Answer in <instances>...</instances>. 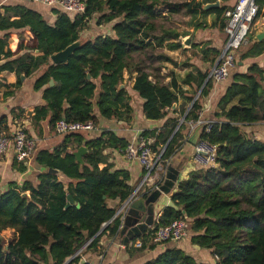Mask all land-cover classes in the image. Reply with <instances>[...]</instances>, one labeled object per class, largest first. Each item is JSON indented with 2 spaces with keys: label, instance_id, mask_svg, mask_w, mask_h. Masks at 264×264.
Listing matches in <instances>:
<instances>
[{
  "label": "trees",
  "instance_id": "16d2710c",
  "mask_svg": "<svg viewBox=\"0 0 264 264\" xmlns=\"http://www.w3.org/2000/svg\"><path fill=\"white\" fill-rule=\"evenodd\" d=\"M81 1L85 5L82 15L48 8L55 16L53 23L27 2L0 6V75L14 73L20 83L22 76L41 74L34 89L42 91L46 105L32 109L30 119L34 125L48 119L52 129L60 120L91 121L95 127L101 121L129 122L130 97L122 88L125 72L135 75L132 90L143 100L142 113L149 121L166 119L179 97L191 103L201 90L180 125L179 117L167 118L159 132L141 134L152 141L151 151L159 156L179 125L160 156V163L165 164L180 146L186 125L199 120L202 100L211 88L209 71L202 72L189 62L212 67L221 52L193 43L188 50L182 49L181 35L162 20L183 16L189 19L188 26L200 30L208 27L204 20L213 15L211 26L224 31V13L235 4L227 5L232 0ZM216 2L219 8L203 9ZM255 3L258 10L247 31V44L237 52L239 63L264 55V39L255 38L264 17V0ZM91 22L98 27L111 24V34H94L66 63L52 64L50 57L80 40ZM174 51L190 54L184 65L191 71L180 84L173 73L162 75L165 64L178 67L168 55ZM51 80L53 86H49ZM184 85L192 92L183 91ZM8 87L0 78V90ZM217 108V121L200 136L218 148L215 167L192 173L181 182L171 197L173 206L160 212L152 230L132 240L145 243L155 230L185 218L190 244L209 251L212 264H264V143L240 130L264 123L262 66L250 62L245 73L235 74ZM2 129L9 130L6 118L0 121ZM127 145L105 131L93 140L82 133L68 135L52 151L37 150L33 163L45 172L37 175L36 184L13 182L0 191V264H65L68 259L76 264L87 253L100 251L103 239H118L121 220L115 214L134 187L129 185L127 172L111 171L103 152L123 151ZM81 147L86 150L82 164L73 155ZM101 164L106 166L100 169ZM49 169L59 174H50ZM59 176L68 183L63 184ZM67 195L76 205L66 208ZM111 201L118 206L109 207ZM145 264L211 263L171 248Z\"/></svg>",
  "mask_w": 264,
  "mask_h": 264
},
{
  "label": "crops",
  "instance_id": "0c3cea01",
  "mask_svg": "<svg viewBox=\"0 0 264 264\" xmlns=\"http://www.w3.org/2000/svg\"><path fill=\"white\" fill-rule=\"evenodd\" d=\"M17 2L20 1L0 0V6L14 4ZM235 2L236 0H232L227 3V5L232 7ZM26 5L38 9L49 19L50 23L55 21V16L50 14L48 7L36 3H26ZM214 21L215 17L213 15L208 16L204 20L208 27L200 30H195L194 27L186 24L187 26L183 28L186 33L183 36L181 35L180 39L182 40L183 38L189 37L190 45L192 43L195 45H206L208 48L222 53L226 36L224 31L219 30L218 27L211 26ZM262 32H264V25L261 23L258 34ZM190 45L189 47H186L182 44V49L188 50ZM33 55H37V53H33ZM168 55L178 63V67L175 68L172 65L165 64V67L162 69V75L173 73L178 81V84H180V81L184 78V76L191 71L190 67L188 68L184 65L187 63L186 60L190 54L186 53L184 55V53L180 51H174L168 52ZM178 55L179 58H177ZM237 56L238 55L236 53L235 57L237 58ZM263 61L264 55L250 62H257L259 65H262ZM1 62L2 61H0V63ZM250 62L249 60L242 63L237 61L235 68L232 70L226 81L221 84H213L211 82L209 93L207 97L202 100V110L199 113V120L196 123L189 122L186 125L182 142L176 149L174 155L165 164L162 165L160 163V165L149 175L148 179H145L146 174L141 166L136 161L126 159L120 150L117 151L115 149H107L103 152V155L107 158V163L112 168V172L128 173L129 185L133 186L134 191H136L134 200L142 199L146 202V207L150 208L153 214L152 219H146V222L147 220L150 222L152 221V225L148 227L145 223L140 224L139 221L135 223V220L128 218V222L131 226H128L127 229L124 230L122 237L119 236L118 239H103L100 242V251L87 253L76 264H145L156 259L160 254L171 248H178L185 251L198 262L213 263L209 251L200 249L199 247L190 244V231L188 233V238L177 244H165L142 251H135L132 249L124 250L121 246L125 239L152 230L153 224L160 212L166 207L173 206L171 203V197L177 191L178 185L181 182L186 181L192 173L203 170L205 171V169L195 165L193 161L194 144H192L190 140L198 129V123H214L217 121L215 115L220 112L217 108L219 100L224 95L227 87L232 83L233 76L237 73H245L250 65ZM189 63L198 67L202 72L210 71L212 68H209L208 64H203L199 61L192 60ZM40 75L41 74L38 73L29 78H24L22 76L19 83L18 78L14 73H1L0 78L9 87L2 88L0 90V121L6 118L9 130L5 132V130L2 129L0 134L10 136L17 128H23L27 133V136L30 139L35 140L37 143V150L46 149L52 151L63 142L64 137L61 138V136H58L61 138L60 140L59 138H55L57 135L54 133V130L48 126V119L37 125H34L30 119V111L32 109L44 107L46 105L42 99V91H36L34 89V83ZM134 80L135 75L131 76L126 72L124 73V85L122 88L127 90L130 97L131 112L129 122L101 121V123L95 127L92 132L84 133L89 139L93 140L99 138L103 132L110 131L115 137L120 140H124L128 144H137L140 138H142L141 134L143 132H159L167 118H174L177 116L179 117L180 124L184 121L185 116L190 110L193 102L189 103L185 97H179L178 102L172 106L166 119L159 121L146 120L142 113L143 100H141L132 90ZM169 81L170 79L168 78L165 83H168ZM181 88L183 91L192 92L189 86L184 85L181 86ZM200 93L201 90L196 93L194 99L196 98L197 100ZM183 110L184 112L182 113ZM174 111L176 112L175 114H173ZM240 129L241 131L245 130L244 132L242 131L244 134L250 135L256 140L264 143V123L252 126H241ZM105 166L106 164H101L99 165V168L101 169ZM20 169H23V171ZM43 172H45V170L34 164L33 160L18 163L14 160L12 152H8L0 157V191L4 192L7 189L8 184L13 182L22 184L25 181H28L32 184H36L37 175ZM59 180L65 185L68 183V181L66 179L63 180L61 176H59ZM139 192L141 196L138 195ZM146 194L147 196L143 198L142 196ZM108 205L111 208H116L118 206V202L111 201ZM137 216L140 221L144 218V214L141 212H138ZM68 260L65 264H70L72 259L69 262Z\"/></svg>",
  "mask_w": 264,
  "mask_h": 264
},
{
  "label": "built area",
  "instance_id": "2783aa9c",
  "mask_svg": "<svg viewBox=\"0 0 264 264\" xmlns=\"http://www.w3.org/2000/svg\"><path fill=\"white\" fill-rule=\"evenodd\" d=\"M20 2L36 3L51 8L57 7L72 15H82L85 12V5L81 0H18ZM258 7L255 0H237L231 11H225L224 34L226 41L220 58L212 66L208 73L207 81L213 84H221L230 76L236 66V53L247 44L246 35L251 21L257 14ZM264 25V17L261 20ZM264 70V61L262 62ZM213 122L198 123L197 130L199 138L193 146V161L195 165L203 169L215 167L217 158V146L201 139V133H208ZM95 129L91 121L67 122L58 121L54 126V133L57 136L65 137L72 134H84ZM151 140L140 138L137 144H128L121 151L126 159L136 161L146 174V178L160 165V156L151 151ZM37 151V143L30 139L23 128H17L10 136L0 134V157L12 152L14 160L18 163L32 161ZM106 225H103L104 229ZM121 227V226H120ZM121 230V229H120ZM189 223L181 219L171 225L155 230L147 238L145 243L140 240L133 241L125 239L121 248L135 251L149 249L151 247L165 244H177L188 238Z\"/></svg>",
  "mask_w": 264,
  "mask_h": 264
},
{
  "label": "water",
  "instance_id": "95a60500",
  "mask_svg": "<svg viewBox=\"0 0 264 264\" xmlns=\"http://www.w3.org/2000/svg\"><path fill=\"white\" fill-rule=\"evenodd\" d=\"M219 8V2H216L214 4H208L206 6H204V10H209V9H217ZM256 40L257 41H261L264 39V32L259 33L256 35ZM85 41L83 40H78L77 42H75L74 44L68 46L65 50H63L62 52L53 54L50 57V62L54 65H59V64H63L66 63L68 58L72 55V53L79 48ZM182 44L186 47H189L190 45V38H186L184 40H182ZM23 79V78H22ZM49 86H53V81L51 80L49 82ZM196 98L193 100V103L195 102ZM191 105V107H192ZM180 125V123H179ZM178 127L175 129V131L173 132V134L171 135L168 143L166 144V146L164 147L163 151L161 152V154L164 152V150L166 149L167 145L169 144V142L171 141L172 137L174 136V134L176 133ZM198 130L196 131V133L194 134V136L191 138V142L192 144H195V142L198 139ZM86 153V150L84 147L79 148V150L75 153H73L76 161L80 164H82V156ZM48 173L50 174H54V175H58L59 172L57 170H53V169H49ZM136 195V191H134L132 193V195L129 197V199L120 207V209L116 212L115 217L120 216V220H121V227H120V237L123 236L124 234V230L127 229L128 226H131V224L128 222V218H132L133 220H135L134 222L136 223L137 221L140 222V224L145 223L148 227H150L152 225V221L150 222L149 220L152 219V211L150 208L146 207V202L142 199H137L134 200V196ZM26 195H23V197H25ZM76 205L75 202L73 201L72 197L70 195H67V204H66V208L70 207V206H74ZM141 212L144 214V218L143 220H138V216L137 213ZM146 219L147 220L146 222ZM133 223V222H132ZM134 223V224H135ZM127 239H132V237H129ZM71 259L68 260V262ZM67 262V263H68Z\"/></svg>",
  "mask_w": 264,
  "mask_h": 264
},
{
  "label": "rangeland",
  "instance_id": "374dc122",
  "mask_svg": "<svg viewBox=\"0 0 264 264\" xmlns=\"http://www.w3.org/2000/svg\"><path fill=\"white\" fill-rule=\"evenodd\" d=\"M160 10H162L163 15H166V10H164V9H160ZM188 22H189V19L185 18L183 16L168 17L166 20H162V24L164 26L169 27V28L177 31L182 36L186 33L183 28L187 26L186 24H188ZM110 33H111V24L106 25V26H102V27H98L95 25L94 22H91L89 24L88 28L81 33L80 39L83 41H87L89 39H93L94 34L95 35H107ZM184 39H186V38H183L182 40H184ZM182 40L180 39V41H182ZM243 48L244 47H242L240 50H242ZM178 54H180V53H178ZM177 58H179V55L177 56ZM236 60L239 62L238 56H237ZM181 62H182V59H181ZM208 67L210 68L209 65H208ZM242 131L244 132L245 130H242ZM263 133H264V129H263ZM55 138H59V137L55 136ZM61 138H63V137H61ZM61 138H59V140ZM263 138H264V136H263ZM205 170H207V169H205Z\"/></svg>",
  "mask_w": 264,
  "mask_h": 264
}]
</instances>
